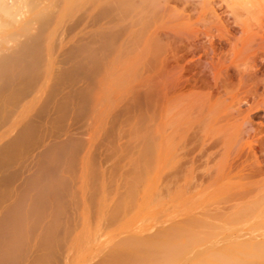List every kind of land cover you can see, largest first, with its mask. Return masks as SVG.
Wrapping results in <instances>:
<instances>
[{
    "label": "rangeland",
    "instance_id": "1",
    "mask_svg": "<svg viewBox=\"0 0 264 264\" xmlns=\"http://www.w3.org/2000/svg\"><path fill=\"white\" fill-rule=\"evenodd\" d=\"M49 1L48 2L51 5H54V4L58 5V8L53 7L49 4V7L46 10H41V9L40 10L43 13L47 12L48 17H49L48 23H47L48 24L47 31H46L45 36L43 35L44 39H45L44 41H46V40L48 41V39H49L48 42L53 43V44L50 45L49 43L48 44L46 43V45H44L45 43L42 42V45H41L42 48L39 46V57L42 59L39 58V60L37 62L43 63V66L45 68H44V72L39 77L40 78L39 83L41 82V84H39L40 86L38 85L35 88H33L31 90L32 92L30 91L32 94L27 93L31 97V98L30 97L28 98V99H30V108H28L27 112L25 113V116L23 117V121L25 119H27L29 116H30L29 118H31V115L34 114L33 111L35 110V108H38L39 106H41V103L43 104L46 101V99L49 98L51 93L54 95L52 90H53V88L57 87V85L54 84L55 85L54 86V85H52L51 82L58 80V78H59L58 74L56 73V69L58 67L59 68L62 67L63 56L65 54L66 49L71 44H75L77 41L82 40L81 36H82V38L87 37V33H89L90 30L91 31L96 30L93 28V26H92V29L90 27L91 26L90 23L92 22V21L90 22V20H91V18H93V16H97V17H96V19H93L94 22H92L96 25H94V24H92V25L97 26V23H100V24L98 27H95L97 29L99 28L98 30H96V32H92V33L90 32L91 36H94L92 38H94V39L96 38L98 41L100 36L103 35V34H101V32H102L101 30H103V32L105 30L109 31V32L113 31V34H115V36L112 34L113 37H111V36H109V35H111V33L109 34L107 32L108 36L111 37V39H113L114 37L116 39L118 38L117 40L114 38L115 39V40L113 39L114 41L111 40L110 38H108L106 41H104L107 43H104L102 46L100 45L101 49H99L100 47L96 48V49H99L98 51H101V53L103 54V56H101L102 54L100 52H98L101 54L100 55L101 61L98 60L99 61L98 64H100L103 61L102 63H106L105 66L109 65V67L107 66L108 67L107 69H110L109 71L103 69V71H106V72L108 71L107 73L105 72L106 75L99 74V71H101L99 69L101 67H103V64H101L102 66L100 65L101 67L99 69L97 68L98 70H97L95 77H89L93 81L90 80L89 78H87V79L85 78L86 79V81H85L83 78L81 85L83 84L82 86L83 87L85 86L84 89H86V90H84L82 88V90L85 92H83V93L80 92L78 95L75 94L74 92H72V90H69L68 87H65L67 85L64 86L65 87L64 89H66V91L62 87H61L62 89H60V86H62L61 84L58 87L60 90H63V91H60V92L58 91V93L55 95H59V93H60V96H63V95H65L64 94V91H65V93L68 94L67 95L68 97H66V99H69V100H67L68 101L67 104L71 103L72 106H74V109L71 106V104L68 105V106H70V109L64 103H63L64 106L60 105V103H57L56 105L53 106V108L55 110L59 111L61 109V111H60L61 115L63 116V114H65V116H67L66 118L64 117L66 119V121H64L65 119L60 114H57L58 116L57 115L55 116V112L52 115H49L51 118L49 116L45 117V120L48 122L46 124H43L44 126L43 125L42 126L45 127L47 131L44 130L45 128L40 131V133L43 131L44 132L41 134L39 133L40 139H37L38 145L36 143L35 145H33L34 147H31L32 149L34 148L33 150H31V148L29 147L28 151H27V149H24V151H22L20 154L16 153L14 155V157H12V163H15V168L19 169V168L23 167L22 170H24V171L21 170L22 171L21 173H23V172L26 173L30 167H32L33 165L36 164L35 159L38 157H35L36 156L35 154H36V152H38L39 150L42 149V145H43L42 143L47 144V143H50L53 141L60 142L63 138H65V136H62L61 138L58 137V136L62 135L61 130L63 129L64 126H65V128H64L65 132L64 133H66V130L69 129L67 132L80 131V132L87 134L84 138L87 139V141L88 140L89 141L85 145V149L83 151L85 153L82 155L83 159L80 158L81 160L79 161L78 172L79 171L80 172L79 173L76 172V174L79 175V177H80V178H78L79 179L78 185L80 187V190H79V192H77L76 190L75 191L78 194L82 193L80 195L82 203L80 202L81 201L80 200L79 201L80 205L78 207H77V205L74 204L75 202L72 204L73 206L70 205V207H72L71 208L72 215H71L70 219H67V214H66V212L69 211L70 207H68L66 210L65 205L58 204V205H60L61 210L60 211L57 210V212H62V210H63L64 213L63 212L61 213V215H60L61 218H59L58 221H51L52 224H55L54 222H57L56 224H58V226H60L61 224H62V226H64V224L67 225V227H66L67 233H68V230L71 231V229H72V234H71V232H69L70 235H72V236L70 237V240L68 237V240H69L68 247L63 251V254H62L63 259L61 257L59 260V263L63 262V264H88V263L89 264H127V263H129V264H135V263L136 264H264V210H263L264 209V203L261 204L260 207H256V208H255V204H252V203H255L257 201V203H256L257 206L260 205V203H262V201H260L261 197H262V200L264 201V172H263L264 171V158H262L261 154H257V158L259 161H261V164L260 165H254L255 161L252 158H247L249 160L246 161L245 156L241 157V159L238 158V160L236 157L233 156L234 157L233 158L232 156H230V154H229L230 149L228 147L224 146L226 144L221 142L215 133H213L215 135H212V132H211L214 130V127L217 128V127H221L222 125L225 126L226 121L224 119H222V121H220L221 119H216L219 122V123L217 122L219 124L218 125L215 123L216 120H214V121L211 120L208 122V124L207 123L205 124L206 129L204 128L202 131L201 130L202 128L199 127L198 124H196V122H195V116H194L193 112L191 111V106H190L196 102L199 104H203L202 108L206 110V111L204 110L205 115L206 116H214L215 114L212 115V113L215 112L216 105L220 104L221 102H222L221 104H226L228 102V100L225 99V98H228L227 94L233 93V87L235 86V85H233V83L235 81L233 79V77L237 78L235 76L239 75L236 73H238L240 71V73H242V74H241V76L239 75V78L240 77L241 78L240 79L237 78V80H239V82H240V80L243 81L242 83H244V85H246L245 83L247 82V85H248L249 78L245 77V76H247L246 71L250 70L249 66L253 64V62L251 61V60H253L252 58L254 57V60H256L259 57L256 55H259L260 53L262 55L264 54V53H262V52H264V37H263L262 33L259 34V32H261L262 28L264 27V23L262 24V22H264L263 21L264 20V0L262 3L263 7H262V4H260L259 6L253 5V4L252 5L247 4V6H246L247 8H244L245 6L237 8L236 6L231 5L232 3L230 0H209L210 2H208V0H204V1L203 0H159V2L161 1L160 4H163L162 6H163L164 11L162 10V12H164V14L160 10L161 15L158 13L159 14L158 17L161 20L160 22L162 24L165 23V25L160 26L162 24H160V25L156 24V21L154 19L155 16L154 17L152 16L153 14H151L150 16L149 15L147 16L148 18L150 17L151 19H153L152 21L150 18L148 21L147 20L148 18L146 17L145 22H147L148 24L150 23L149 24L150 25L149 30L148 29H147L148 31L146 30V34L148 33L147 37L151 38V43L149 42L151 45L144 52L145 57L143 56V59H141L138 62L139 64L137 63V65L134 66L135 68L132 67L130 64V61H129L130 60L129 59L130 54L128 55V53H125L124 51H127L129 49V47H130L129 45H132V44H133V46L135 45L134 40H132V39L135 36V33H134L135 30L139 29L138 25H140V24L136 25V24H134V22L132 23L133 20L129 19L130 17L127 18V16H126V18H124V20H126V22L122 19V16H121V20H123V22H121V20L118 22H115V21L119 20L115 17L117 16L116 12L118 14V11L120 8V7H118L119 3L121 4V1L124 2L123 0H121V1L118 0V2L116 0H114V1L110 0L111 3L108 0L109 4L107 3V1L104 2V6L102 5L104 7V11L102 10V12H103L102 15L100 14V8L102 7L100 3H96L94 5L95 7L93 8V11L91 9H89L88 12H84V11H82L81 13L78 12L77 13L78 15H80V16L83 15L84 17H86L85 19L81 20L83 22V24H81L80 21L78 20V18L80 16L79 17L74 16L73 18H68L67 16H65V15H67L68 12L63 9L64 2L62 0H60L58 3L56 2V0L55 1L49 0ZM113 2H115L116 5L118 3V5H117L118 11L117 10H116V12L113 11V13H115V14H111L113 16H107V15H110V12H112V10H115V8H116V7L114 8L115 4L112 5ZM46 4H48L47 1H46ZM107 5H109V6H107ZM111 5L113 7H110ZM248 5H249V7H248ZM162 6H161V8H162ZM232 6H234V7L231 8ZM250 6H252V7H250ZM96 7H97V9H96ZM103 7H102V9H103ZM106 7H108V8L110 7L109 9L110 10L112 9V10L110 11L107 8V11L108 10L109 11L106 12L105 11ZM90 10L93 13V14L91 13V16L89 15ZM122 11H123V9H122ZM232 11L233 12L235 11V12L232 13ZM32 12L35 13L34 10ZM122 14H124V13H122ZM114 15H115V17H114ZM83 16L80 18L81 19L84 18ZM160 16L161 17L164 16L163 18H165V16H166L165 20L167 22L168 21H170V22H168L166 24V22H164V19H162ZM34 17H36V15L33 16V18ZM119 17H120V15L118 14V18ZM156 17H157V15H156ZM158 17L156 18L157 23L159 22ZM210 17H212V19L215 17V19L212 20ZM36 18H37V25L36 26H38V25L40 26V23L42 22L43 17L39 16ZM114 18H115V20L113 21ZM217 18H219V19L223 18V19L218 20ZM226 18H228L229 20L228 19L226 20ZM235 19L239 20L238 23L240 22L239 24H241V25L243 24L242 26L246 25V28L243 27L244 32L246 31V34L244 35V40L240 42L241 44L240 43L237 44V46H239V48L236 46L234 48V50L229 51L230 54L231 53L233 54L232 58L227 53L226 56L230 57L229 60L227 57H225V59L224 58L218 59L223 54V53H221L220 50H223L222 52L227 51V47L225 49L222 47L223 44L220 45V43H219L220 42L219 40L225 39L224 38V36H226L225 29L227 27L229 29V26H231L230 29L240 28L242 30L241 25L239 26V24L237 22L235 24V21H236ZM140 20H141V25L139 27H141L142 25L144 26L145 24L144 23L142 24L144 18H143V20H142V18ZM223 20H224L225 24L224 23L222 24ZM232 20H235V21H232ZM217 21H218V23H217ZM242 21L243 22L245 21V22L243 23ZM153 22H154V24H153ZM104 23H105V25H104ZM117 23L119 26L122 27V28L119 27V28H121L119 31H117L118 28L115 25ZM228 23H229V26H227ZM233 23H234V25H233ZM60 24H61V26H60ZM69 24H70V26L72 24H74L71 26L73 30H71V27H69ZM127 24H129V25H127ZM132 24H134L136 26L133 25V27H132L131 26ZM76 25H79V26L77 28H75ZM235 25H236V27H235ZM73 26H75V27H73ZM124 26H129V27H126L127 28L126 29V28H123ZM232 26H234V27H232ZM259 26H261V27H259ZM63 27H66V28H63ZM108 27L110 30L107 29ZM145 27L147 28V26H144V28L141 27L140 29H143L142 31L144 32ZM61 28H63V29H61ZM104 28H106V29H104ZM257 28H258V30H257ZM260 28H261V30H260ZM252 29H255V30H253V33H252ZM106 31L104 32L105 35H106ZM97 32L100 33L101 35L99 36L97 34ZM93 33H95V34H93ZM133 33H134V36H133ZM200 33H202V34H200ZM146 34L144 33L145 36H146ZM223 34H224V36H223ZM255 34H256V37L254 36ZM261 34H262V36H261ZM97 35H98V37H97ZM151 35H152V37H151ZM210 35L213 37H214V35H215V37H216V35H218V37L222 36L223 38L220 39V37H219V39L216 40L217 37L213 38ZM249 35H252V36H249ZM201 36L204 38V40L201 39ZM210 37H211V39H210ZM249 37L251 39L253 37L254 41H257V43L256 42L251 43L250 40H247V39H249ZM150 38H149V41H150ZM205 38L207 40H205ZM212 38L214 40L218 41L219 44L216 42L217 45L215 46V43H214L215 41ZM21 39H22L21 37H20V39L17 37L16 40L18 41ZM94 39H92V41ZM100 39L102 40V38H100ZM259 39H260V41H259ZM109 40L111 41V43ZM210 40L212 41V43ZM108 41L110 44H108ZM115 41H117V42H115ZM247 41H249L251 43L250 46H249V42L247 43ZM13 42H15V44H12ZM128 42L131 44H129ZM243 42H245V43H243ZM16 44H17V42L15 40L12 41L11 43H8V44H6V43L4 44L3 42H0V45L3 48V49H1V47H0V49L2 50L1 52H3V54H5V52H6V54H8V53L10 54L11 48L9 49V45L14 48V47H16ZM244 44H246V45L248 44L247 45L248 48H245ZM12 45H14V46H12ZM43 45H44V47H43ZM104 46H105V48H104ZM219 46H221V47H219ZM51 47L52 48L54 47L55 49H52ZM126 47L128 49L123 51V49ZM218 47H219V49H218ZM93 48L95 50V47H93ZM242 48H243V50H242ZM216 49H218V50H216ZM237 49H238V51H237ZM235 50H236V52H235ZM104 51H106V53ZM41 52H43L42 55L40 54ZM216 52H218V54H217L218 58L216 57ZM123 54H125V56ZM261 54H260V56H261ZM114 57H117V58H114ZM215 57H216L217 61L215 60ZM218 61H220V62H218ZM249 63H251V64H249ZM128 65L131 66V68L133 69V70H131V73L129 71L130 68L128 67ZM125 66L128 68V69H126L127 71L124 69V68H126ZM95 67H97V66H95ZM123 69L125 70V73H127V75H125V73H123V71H124ZM243 69H244V72L242 71ZM103 71H102V73H104ZM118 71H119V73H118ZM120 72L123 73V79H121V81H120V83L122 82L121 83L122 86L119 87L116 79L113 76L117 75V73H118V75H121ZM226 74L228 75V77L230 76V74H231V76L233 75L232 78H231V76L229 77L230 79H232L233 82L230 81V79L228 77H226L227 76ZM118 75H117V77H118ZM242 75H244L243 78H242ZM53 77H54V79L55 78L56 79L53 80ZM105 77L107 78V80L105 79ZM244 77L246 78V81H245ZM119 78H121V77H119ZM104 79H105V81L101 83V84L104 83L103 85H101V87H103L102 88L103 91H102V89L100 90V88H98L100 82H99V84L96 85L95 83H97V82H94V81H103ZM87 80H89L90 82L89 81L87 82ZM108 80H110V81H108ZM112 80H114V81H112ZM123 80L125 82H123ZM227 80L232 84V86H231V84L229 85V82ZM237 80H236V83H234V84H236L235 87L238 86ZM83 81H85V82H83ZM111 82L115 83L118 87L115 84H114V86L111 85L112 84ZM54 83H57V81H55ZM91 83L95 87H93ZM86 84L88 86L91 85V87L93 89H90V87H88V89L91 90V91L90 90L88 91V89L86 88V86H87ZM242 85L243 84H240V86H242ZM154 87L156 90L154 89ZM242 88H244V87H242ZM121 89H122L123 93L121 92ZM227 89H231V90L228 91ZM104 90H106V91L104 92ZM245 90H246V88L244 89V91ZM34 91H36V93ZM86 92H88L89 95L92 93V95H90L92 99H90L89 96H88L89 99H87L86 96L88 94H86ZM93 92H95V93H93ZM97 92H98V94H97ZM158 93L160 94V96H162V98L158 97V99L153 102L152 99H150V94H158ZM245 93L246 92H244V93L242 92V94H245ZM0 94H2V93H0ZM105 94H106V97H105ZM60 96H57V97H60ZM103 97H105L106 99ZM110 97L112 98L111 100H109ZM86 100L87 101H89V100L93 101L94 100L93 102L95 103V111H94L95 113L92 112V113L88 114L90 116L84 115V113L82 112L85 110L84 106L87 103ZM112 100H113V102H111V103H113V104L109 103V101H112ZM169 103H170V105H169ZM65 106H67L68 109ZM109 106H111V108ZM184 106L188 107L189 109L185 107L187 114H185L186 117L185 116L182 117L183 120L181 118V120H180L181 125L179 124L180 125L179 129L177 130V128H174V129H176V131H179V134H178L179 136H178L176 134L177 132H175L172 128L167 126V122H168L167 120H168V117L177 113V111H176L177 109L179 111V110L183 109ZM6 107H8V106H6ZM63 107H65V108H63ZM79 107L80 108L83 107L82 108L83 110L79 109V110H81V113H83V114H79L80 111L76 109ZM100 108H102V109H100ZM150 108L153 111H155L156 114L154 117V119H155L154 125H153V120L149 121L148 125L150 124V126L151 125L154 126L153 127L154 131H156L155 134L160 135L161 137H162V135H165L164 136L165 138L171 140V143L169 145V149L167 148L166 142H165V145H162L164 143L161 142L162 144L159 147L157 146L156 150L153 151L152 156H154V153L157 154L156 157L155 156L153 157L155 160V163H156V158L158 161L155 164L153 162V160H150L149 163L151 164V162H153L154 164H152V166L155 165V167H152L155 170L151 169V172H150L149 166H147V164H149V163L148 162L146 163L145 161H147V160L149 161V159H152V158H151V156H148L150 158H146V157H143V155H140L139 149L141 151V149L144 147L143 146L144 141L142 140V137H140V135H139L140 133L137 132V131H140V130H138V127H139V124L142 122V120L145 121V124H146L148 121V119H146V118L151 114V113L149 114V112H153V111H151ZM224 108L226 109V107H224ZM224 108H223V110H225ZM172 109L175 113L172 111ZM99 110H101V112L103 111L101 113L102 117H98L97 113ZM62 111H64V112H62ZM114 111H115V113H114ZM223 114L224 113H221L220 116H222ZM82 115H83V117H81ZM187 116H188V118H187ZM58 117H60V118H58ZM61 117H62V119H61ZM87 117H89V118H87ZM49 118H50V120H47ZM156 118L158 119V125L159 126L158 125L155 126V123L157 122ZM184 118H186V119H184ZM59 119H61V123L63 121L65 123V124L60 123L62 126L64 125L63 127L61 126L62 129L59 126L60 125L59 122L57 124H55L57 122V120H59ZM257 120H258V118L255 119L256 123H257ZM23 121H22V119L20 121H14V123L11 124L10 127L8 128V130L6 131L7 134L5 137L10 138L13 135H15L17 133L18 129L20 128V126L22 125L21 123ZM187 122H189V123H187ZM49 123L51 124L50 126H49ZM185 123H187V125ZM48 126H49V128H48ZM54 126L60 127L59 129H61V130H58V127L55 128ZM52 127H54L55 129ZM162 128L165 129L164 132H163ZM112 130H113V133H111ZM166 130H168V132H165ZM173 131L177 135L176 138L173 137L175 135L173 133ZM254 131L255 130H251V131L248 130V132L250 134H254L256 132V131L255 132ZM170 132H171V135L173 134L172 137L170 136ZM0 135H1V133H0ZM111 135H113V136H111ZM55 137H56V140L53 139ZM164 137H162V138H164ZM106 140H107V142H106ZM172 140H173V142H172ZM174 142H176V144ZM115 143L117 146L115 145ZM140 144H142V145L140 146ZM137 146H139V148ZM225 147H226V149H228V151H224ZM131 149H133L137 155H135V153H133V156L131 155V158H130L129 154H132V152L130 153V151H132ZM29 150H30V152H29ZM31 151H32V153H31ZM128 151H129V154H128ZM114 153H115V155L113 157ZM167 154H168V156H167ZM84 155H86V157ZM110 157H112L114 160L116 158L114 163H113L112 158H110ZM159 157H160V159H158ZM236 161H239L241 164L239 162L236 163ZM110 162H112V164ZM168 162H169V164H168ZM87 163L89 164V166ZM113 164L115 165V167ZM116 164H117V166H116ZM141 165H142V167H141ZM218 165H221L222 167L224 166V168H222L221 176L213 177L212 170L215 171V168H217ZM261 165L263 167V170L257 168V166L259 167ZM118 166H120V167H118ZM136 166H138V167H136ZM88 167L90 168L89 170H87ZM145 167H148L149 169H146ZM114 168H116V169H114ZM257 169H259V170H257ZM90 170H91V173H90ZM260 170H261V172H259ZM2 171L3 170L0 168V176L2 174ZM70 171H67V172L71 173L70 175L74 179H71L70 176H68L69 174L66 171H64V172L67 174H65L64 172L62 173V171H61L60 175L67 177V181H69L71 183L70 186L72 187V185L74 184L73 181H75L77 179V177L75 179V176H72L75 173L72 172V169ZM231 171H233V172H231ZM93 172L95 173L94 174L95 177L92 176ZM252 172L255 174L256 178L253 176L254 174L251 175ZM87 173L88 174L90 173L91 175L90 174L88 175ZM125 174H127V175H125ZM85 175H87V176H85ZM118 175H119V177H118ZM141 175L143 177H141ZM138 176L140 179L138 178ZM88 177H89V179H88ZM209 177H210V179L211 178L212 179L209 180ZM20 178L18 180H20ZM117 178H118V180H117ZM150 178H151V181H150ZM88 180H90V181H88ZM215 181H217V182H215ZM95 183H98V184L100 183L99 185H101V190L102 191L105 190V191H103L104 193H102V191L101 192L99 191L101 194V196H100V194H98V197H99L98 199L100 201L99 203L103 204V205H100L98 203L97 209H95L96 206H94V207L92 206L93 200H95V198H94V192L96 191L95 188H97V187H95V185H98ZM108 183L111 186H113V185H116V186L119 185L120 186V184H121V187L118 186L119 187L118 188V187L114 186L113 190L115 187L118 189H116L117 191H115V190L113 191V190H111L112 187L111 186L109 187ZM130 183L132 184L133 190H134L133 191L134 193H132V194H134V196L131 194V196L133 197V198L132 197L131 198H132V201L136 200V202L133 204L134 206L130 205L131 206L130 209H132V210H128V211L130 213H132L136 209V211L138 212L137 215L134 212L136 217L133 215V213L130 215V213L127 211L129 214V215H127V213L124 212L125 208H123V207H126V205H124L122 207L123 211L121 210V212H124L125 216H123L124 215L123 213H122L123 215L121 213L118 214L120 212L119 207H121L119 205H121V202H122L121 197H123L121 194L124 195L126 193L125 190L127 191L128 186H130V188H131ZM105 184L108 186H105ZM138 184H140V186H138ZM228 184H229V186L227 187ZM75 185H77V182ZM10 186L12 187L14 185H10ZM84 186L86 189L84 188ZM137 186H138V188H137ZM6 187L8 188V186H6ZM6 187H4L2 184H0V191L4 192L6 190ZM73 187H75V186H73ZM8 189H10V188H8ZM84 189H85V191H84ZM108 189L111 191H109ZM138 189H139V191H138ZM13 190L15 191V189H13ZM216 190H218V191H216ZM6 191H8V190H6ZM12 191L9 190V192H12ZM73 191H74L73 188H71V191L69 194L70 196L68 197L69 199H73V198L75 199V198L79 197L78 194H77L78 197H76V196L73 197L74 196ZM88 191H90V192H88ZM147 191L148 192L150 191V193H148ZM239 192H240V194H239ZM4 193H6V192H4ZM110 193H111V195H110ZM10 194L11 193L8 194V198L10 197L9 196ZM147 194L151 200L149 198H146V199L143 198V197H146ZM238 194H239V196H237ZM107 195H108V197H107ZM109 196H110V199H109ZM152 196L155 197L156 199L153 198ZM3 197L5 198L6 196H3ZM151 197L155 200H153ZM232 197L234 199L231 200L230 198H232ZM257 197H260V198H257ZM142 198L144 201H147V202H145V204H144V201L141 202ZM189 198H192V199L195 198V199L194 200L191 199L192 201L190 200L188 204L186 203L187 206L184 205V201L187 200L186 202H188ZM197 198H200V200ZM227 198L230 200H228ZM255 198H256V200H255ZM91 199H92V201H90ZM75 200H77V199H75ZM113 200H114V202H113ZM159 200H162V201H159ZM181 200H183V203ZM104 201H107V202L105 203ZM167 201H168V203H167ZM72 202H73V200H72ZM162 202H164V203H162ZM114 203H115V205H114ZM136 203H138V204H136ZM141 203H143V204H141ZM135 204L137 205V207ZM150 204H151V207H150ZM189 204H191V206ZM230 204L234 205L232 207L233 209H231L230 206H232V205H230ZM62 205H63V207H62ZM139 205H140V208L143 207V211H141L140 208L138 209L141 212V214H139L140 212L137 210ZM142 205H144L145 207ZM168 205H171V206H168ZM182 205H184L185 207L183 206V208H182ZM155 206H156V208H155ZM110 207H111V210H110ZM112 207L115 210L119 209L118 210L119 212L117 211L118 212L117 214L120 215V219H119V216H118V218L116 217V219L121 220V218L123 216L122 223L118 224L117 221L114 219V216H116L117 214L114 215L115 210H113ZM146 207H147V210L144 209ZM148 207H150V208H148ZM167 207L169 208V210ZM79 208H81L80 212H79ZM154 208H155V210L157 208L158 209L155 211ZM58 209H59V207H58ZM164 209L165 210L167 209L169 212L168 211H166V212L170 213V215L167 214L165 211L163 212ZM207 210H209L208 216L206 214ZM251 210H252V212H251ZM253 210L255 212H253ZM158 211L161 215H158L159 213H156ZM175 211H177V212H175ZM149 212H151L152 214ZM162 212L164 214L166 213L165 216H163ZM112 213H113V215H112ZM145 213H147V215H145V216H147L148 219L151 216V220H149L150 222H148V219L144 217ZM214 213H216V215H214ZM248 213H249V217H252L250 220H248ZM104 214H106V215L104 216ZM153 214H157L158 216L156 217V215L154 216ZM205 214H206V216H205ZM246 214H247V217H246ZM132 215H133V218H132ZM140 215L141 216L143 215V216L141 217ZM152 215H153V217H152ZM171 215H173V217ZM218 215L221 218L217 219V217H219ZM74 216H75V219H74ZM91 216H93L92 219L90 218ZM130 216H131V218H130ZM229 216L230 217L232 216L233 217V218L231 217L232 219H234L235 216L236 217L239 216L241 222L238 221L237 223H233L234 221L232 220L233 222L230 223L229 220H231V218ZM82 217H83V219H82ZM87 217H89L91 219L90 220L91 222L89 220H86V219H89ZM94 217H95V221L93 220ZM77 218L79 219V221ZM192 218H194L195 220L201 218V220L203 219V221H207L209 223L206 222V224H204V222L200 223L199 220H196L195 221V223L197 224L196 225L193 222L194 220H192ZM209 218H210V220H212L211 222H210ZM127 219H129V220L127 221ZM59 220H60V222H59ZM188 220H189V222L191 220V222L190 223L187 222ZM125 221H127V222H125ZM129 221H130V223H129ZM224 221L229 222V224H227L228 226L225 225L226 223ZM63 222H64V224H63ZM70 222L72 224H70ZM114 222H116V223H114ZM124 222L126 223V226L124 225L125 224ZM192 222L194 223V225L191 224ZM212 222L216 223L217 226L215 224H211ZM137 223L138 224L140 223L139 224L140 226ZM199 223L201 225H199ZM89 224H91V225H89ZM236 224H237V226H236ZM70 225H72L73 227ZM105 225H106V227H107V225H114V226H112V228L116 227V225H118V226L115 229H112L110 226H109L110 229L108 227H107L108 229H106V228L104 229ZM137 225H138L139 230L137 229ZM213 225H215V226H213ZM62 226H60V227H62ZM167 227H169V228H167ZM172 227H174V228L177 227L178 230H175L174 228L172 229ZM169 229H171V230H169ZM140 230H142V231L140 232ZM172 230H173V232H171ZM174 230H175V232H174ZM179 230H180V232H179ZM223 230H225V231H223ZM134 231H136V232H134ZM162 231L165 234H163ZM176 231H178V232H176ZM123 232L126 233L127 237L129 234L130 239H131V237H134L136 235L135 238H137V240L139 239L138 243H140V245L138 244L140 246L138 248H140L139 250H141L142 252H146L145 255H144V253H141V251H140V255H139V253H137V251H136V248H135V250L131 249L133 247H137V243H136V246L132 245L133 247H129L130 244H128V243L131 240H129V238H128V241H126L127 238ZM60 233H62V231ZM166 233L167 234L169 233L168 235L171 237L169 242L167 241V240H169V238L166 239L167 237L164 236V235H166ZM171 233H174L175 235H173V236H175V237L171 236ZM184 233H186V234H184ZM133 234H135V235H133ZM149 234L150 235L154 234L157 236L161 235L159 242L164 243V244L160 243L162 247L157 246V245H159V243L156 244L158 242L159 236L158 237L153 236V238L155 237L153 239L152 237L149 236ZM176 234H180V235H178L176 237ZM188 234H190L189 237H188ZM200 234H202L203 236ZM207 234L211 238H209L207 236ZM124 236H125L126 240L124 239ZM138 236L142 237V238H138ZM227 236H229V237H227ZM148 237L151 238V239H149L150 242L148 240ZM190 237L193 239H191ZM120 238H123V239H120ZM172 238H173V240H172ZM56 239H58V238H56ZM56 239H55V243H56V241H58ZM71 239H72V242H70ZM120 240L122 242H123V240L126 242L124 244L119 242V244H121V245H118L119 247L121 246L119 248L118 246H116L115 243H117ZM191 240H193V241H191ZM103 241H104L105 246L104 245L102 246ZM132 241H131V244L133 243ZM135 242H136V240H135ZM55 243L53 241L49 243V245H48L49 247L47 249H49V248L50 249H49V252H48V250H47V252L45 251L47 255H46V258L44 259L42 264H47L48 260H50V259H51L50 260L51 262L49 261L48 263L54 264V260L56 261L58 259L57 256L55 257V255L57 253V252H55L56 251V248H55L56 246H54ZM151 243L155 245V246L152 245V246H154L153 247L154 249H160L162 253L160 252V250L156 252L155 250L153 251V249L151 250V248H150L151 254L150 253H148V254H150L151 256L148 255L149 257L147 258V251L146 250H148V252L150 251L149 248L147 249V247ZM177 243L179 245L175 246V244H177ZM75 244H78V247H80V248L74 247V246H76ZM114 244H115V246H113ZM166 244H168L169 247H167L168 245L166 246ZM69 245L70 246L73 245V247H70ZM98 245H99V247H98ZM126 245L127 246L129 245L128 246L129 248L126 247ZM180 245H183V246L181 247ZM163 246L165 248L167 247V250L164 249ZM171 246H172V248H171ZM104 247H106V248H104ZM156 247H158V248H156ZM182 248H184V250H186V248H187V250H189V251H186L185 252L186 254L184 253L183 255H179L181 253L178 254V252L183 251ZM75 249H76V251L79 249L77 251V253H75ZM114 249L115 250L117 249L118 251L116 250L117 251L116 252ZM162 249L165 250V253H163L164 250H162ZM179 249L180 250L182 249V250L180 251ZM100 250H101V252H100ZM130 250L131 251L134 250L132 252L134 254H132ZM139 250H138V252H139ZM171 250L174 251V252L172 251L174 254H170V253H172ZM190 250H197V251L200 250V251L197 253L198 255L195 254V255H197V256H195L193 253H196L197 251L196 252H194V251L190 252ZM202 250L204 251V253ZM97 251H99V252H97ZM112 251H114V252H112ZM167 251L169 253H167ZM50 252H51L52 258H50ZM130 253H131V255H130ZM53 255H54V257H53ZM111 255H114V256H111ZM176 255L177 256L179 255V257H177ZM81 256H82V258H80ZM163 256H165V257H163ZM110 257H112V258L110 259ZM134 257H135V259H134ZM53 258H54V260H53ZM131 258H133V259H131ZM66 259L69 261H66ZM115 259H117V260H115ZM102 260H103V262H102ZM59 263H57V264H59Z\"/></svg>",
    "mask_w": 264,
    "mask_h": 264
},
{
    "label": "bare ground",
    "instance_id": "2",
    "mask_svg": "<svg viewBox=\"0 0 264 264\" xmlns=\"http://www.w3.org/2000/svg\"><path fill=\"white\" fill-rule=\"evenodd\" d=\"M45 1V2H44ZM46 1H47V3L48 4H46ZM49 0H0V42H3L4 44L6 43V44H8V43H11L12 41H16L17 42V44H16V47H11L10 45H9V49L11 48V50H10V54L8 53V54H6V52H5V54H3V52H1L2 50L1 49H3L2 47H1V45H0V47H1V49H0V52L2 53H0V93H2V94H0V133H1V135H0V168L3 170L2 171V174H1V176H0V184H2L4 187H6V186H8V188H10V189H8L7 187H6V190H8V191H4V192H6V193H4L3 191L1 192L0 191V264H42L43 263V261H44V259L46 258V252H47V250H48V252H49V249H47L49 246V243L50 242H54L55 243V239L56 238H58V239H56V240H58V241H56V243H55V245L54 246H56L55 248H56V251L55 252H57L56 253V255H55V257L57 256V260L55 261L54 260V258H53V260H54V264H57V263H59V260H60V258L62 257V254H63V251L68 247V242H69V240H70V237L72 236V235H70V233L69 232H71V234H72V229H71V231L70 230H68V233H67V225H65L64 224V222H63V224H64V226H62V224L60 225V226H62V227H60V226H58V224H56L57 222H54L55 224H52L51 223V221H58V219L59 218H61V213L63 212L64 213V211L62 210V212H57V210L58 211H60L61 209H60V205H58V204H63V205H65L66 206V210H67V208L68 207H70V205H72L74 202V204L75 205H77V207L80 205V203H79V201L81 200V198H80V195L82 194V193H80V194H78L77 192H79V190H80V187H79V185H78V178H80L79 177V175H77L76 174V172H78V169H79V161L81 160V159H83V157H82V155L85 153V152H83L84 151V149H85V145H86V143L89 141H87V139H85L84 137L87 135V134H85V133H83V132H80V131H70V132H67L69 129H67L66 130V133H64L65 132V130H64V128H65V126L63 127L61 124H63L64 123V121H66V117L67 116H65V114H63V116L61 115V109L58 111V110H55L54 108H53V106L54 105H56L57 103H60V105H63L64 106V104H66L67 106L69 105V104H71V103H68L67 104V100H69V99H66V97H68L67 95V93H65V91H66V89H64L65 87H68L69 88V90H72V92H74L75 94H79L80 92H85V91H83L82 90V88L84 89V87L81 85V82H82V80H83V78H84V80L86 81V79L87 78H89V77H95V75H96V73H97V70L102 66L101 64H103V67H101L99 70H101V71H99V74H102V75H106V73L110 70V69H107L108 67H109V65H107V66H105L106 65V63H100V64H98L99 63V61H101L100 59V55L102 54L101 53V51H98L99 49H101V46L104 44V43H107V42H104V41H106L108 38H110L111 39V37H113V35L115 36V34H113V31H106V35H105V31L103 32V30H101L100 32H101V34H103V35H101L100 33H98L97 32V34L100 36V38H102V40L99 38L98 39V41H97V39L95 38H92V37H94V36H91V34H90V32L92 33V32H96V30H98L97 28H95V27H98L99 26V24L100 23H97V26H94V25H96V24H94V23H92V22H94V20L93 19H96V17L97 16H93V18H91V20H90V24H91V29H92V26H93V28L94 29H96L95 31H91L90 30V32L89 33H87V37H83L82 38V36H81V39L82 40H79V41H77L75 44H71L67 49H66V51H65V54H64V56H63V62H62V67H58L57 69H56V73L58 74V76H59V78H58V80H55L54 79V77H53V80H55V81H57V83H54L55 81H53V82H51L52 83V85H57V87H55V88H53V93H54V95L51 93L50 94V96H49V98L48 99H46V101L42 104L41 102V106H39L38 108H35V110L33 111V113L34 114H32L31 115V118H29L28 116V118L27 119H25L24 121H23V117L25 116V113L27 112V110H28V108H30V99H28L30 96H29V94L32 92L31 90L33 89V88H35L36 86H38L39 84H41V82L39 83V80H40V76L42 75V73L44 72V66H43V63H40V62H37L38 60H39V46L41 47V45H42V42L43 43H45L44 45H46V43L48 44L49 42V39H48V41L46 40V41H44L45 39H44V36H45V34H46V31H47V27H48V19H49V17H48V13L46 12V13H43L41 10H46L48 7H49V2H48ZM52 1H55V0H52ZM60 0H56V2L58 3ZM63 2H64V5H63V9L64 10H66L68 13H67V15H65V16H67L68 18H73L74 16L75 17H79L80 15H78L77 13L79 12V13H81L82 11H84V12H88V10L89 9H91L92 11H93V8L95 7L94 5L96 4V3H100L101 4V6L103 5L104 6V2H106L107 1V3H108V0H62ZM112 1V0H111ZM111 1L109 0V2L111 3ZM114 1V0H113ZM117 2H118V0H116ZM121 1V0H120ZM119 1V2H120ZM124 2H122L121 1V4L119 3V6L118 7H120L119 8V11H118V8H117V5H118V3H117V5H116V3L115 2H113L112 3V5L113 4H115V6H114V8H115V10H112V12H110V15H107V16H113V15H111V14H115V13H113V11L114 12H116V10L118 11V14L120 15V17L118 18V14H117V12H116V17H115V15H114V17L115 18H117V19H119V20H117V21H115V22H118V21H120L121 20V16H122V19L124 20V18H126V16H127V18L128 17H130L129 19H132L133 21H132V23L134 22V24H136V25H138V24H140L141 25V18H142V20H143V18H144V20H143V22H142V24L144 23L145 25L144 26H147V28L145 27V29H144V32L142 31L143 29H140L141 27L142 28H144V26L142 25L141 27H139L140 25H138V28L139 29H137V30H135V36H134V33H133V39L132 40H134V46H133V44L132 45H129V44H131V43H129L128 45L130 46L129 47V49L126 47V48H124L123 49V51L124 50H127V51H124L125 53H128V55L130 54V64H131V66L132 67H134V66H136L137 65V63L141 60V59H143V56H144V52L148 49V47L151 45L150 43H151V38H150V41H149V38L147 37V34H146V30L148 29L149 30V27H150V23L148 24L147 22H145L146 20V17L149 15H151V14H153L152 16L154 17H156V15H157V17L159 16V14L161 15V13H160V10H161V12H162V10H163V4H160L161 3V1L159 2V0H123ZM204 1V0H203ZM231 1V5H234V6H236L237 8L238 7H244V8H247L246 6H247V4H253V5H257V6H259L260 4H262L263 3V0H230ZM164 2V1H163ZM162 2V3H163ZM169 2V1H168ZM208 2H210L209 0H208ZM53 4V3H52ZM109 4V3H108ZM211 4V3H210ZM51 5V4H50ZM110 6V7H113V6ZM51 6H53V7H56V8H58V5H51ZM50 6V7H51ZM99 6V5H98ZM100 6V7H101ZM102 6V7H103ZM107 6H109V5H107ZM161 6H162V8H161ZM234 6H232L231 8H233ZM102 7L100 8V14L102 15L103 14V12H102V10L104 11V7H103V9H102ZM109 7V8H110ZM248 7H249V5H248ZM250 7H252V6H250ZM256 7V6H255ZM262 7H263V4H262ZM107 8L108 7H106L105 8V11L106 12H108L107 11ZM38 11H37V10ZM41 9V10H40ZM96 9H97V7H96ZM95 9V10H96ZM122 9H123V11H122ZM35 11V13L34 12H32V11ZM91 10H90V16H91ZM110 10V11H111ZM121 10V11H120ZM233 10V9H232ZM235 10V9H234ZM241 10V9H240ZM244 10V9H243ZM164 11V10H163ZM120 12V13H119ZM235 12V11H234ZM233 11H232V13H234ZM34 13V14H33ZM122 13H124V14H122ZM128 13V14H127ZM159 13V14H158ZM163 14H164V12H162ZM93 14V13H92ZM105 14V13H104ZM126 14V15H125ZM231 14V13H230ZM35 16L36 15V17H39V16H42L43 17V19H42V22L40 23V26L38 25V26H36L37 25V18L36 17H34L33 18V16ZM125 17H124V16ZM83 16V15H82ZM82 16H80V17H82ZM100 16V15H99ZM151 16V17H152ZM213 16V15H212ZM215 16V15H214ZM235 16V15H234ZM79 17V18H80ZM84 17V16H83ZM101 17V16H100ZM154 17V19H155V21H156V24H158V25H160V24H162L160 21V19H159V17H158V19H159V22L157 23V17L155 18ZM161 17V16H160ZM164 17V16H163ZM163 17H161L162 19H164V22H166V24L168 23V22H170V21H166L165 20V18H166V16H165V18H163ZM216 17V16H215ZM215 17L213 18V19H215ZM233 17V16H232ZM33 18V19H32ZM78 18V20L80 21V23L81 24H83V22L81 21V20H83V19H85L86 17H84V18H80L79 19ZM108 18V17H107ZM115 18L113 19V21L115 20ZM135 18V19H134ZM148 18V17H147ZM150 18V17H149ZM149 18L147 19L148 21H149ZM173 18V17H172ZM211 19H212V17H210ZM220 18V17H219ZM219 18H217L218 20H222L223 18H221V19H219ZM237 18V17H236ZM151 19V18H150ZM212 19V20H213ZM228 18H226V20H227ZM238 19V18H237ZM237 19H235V20H232V21H235V24H236V22L238 23V21L239 20H237ZM123 20H121V22H123ZM153 19H151V21H152ZM229 20V19H228ZM125 22H126V20H124ZM136 21V22H135ZM264 21V20H263ZM57 22V21H56ZM163 22V23H164ZM222 22V21H221ZM227 22V21H226ZM243 22V21H242ZM241 22V23H242ZM245 22V21H244ZM243 22V23H244ZM217 23H218V21H217ZM224 23V20H223V22H222V24ZM240 23V22H239ZM238 23V24H239ZM264 22H262V24H263ZM80 24V25H81ZM92 24H94V25H92ZM122 24V23H121ZM134 24H132L131 26L133 27V25ZM153 24H154V22H153ZM225 24V23H224ZM72 25H74V24H72ZM71 25V26H72ZM104 25H105V23H104ZM116 26H117V28H118V30L117 31H119L122 27L121 26H119L118 25V23L117 24H115ZM114 25V26H115ZM125 25V24H124ZM127 25H129V24H127ZM136 25H134V26H136ZM165 25V23L164 24H162V25H160V26H164ZM232 25V24H231ZM233 25H234V23H233ZM241 24H239V26H240ZM243 25V24H242ZM241 25V26H242ZM60 26H61V24H60ZM70 26V24H69V27H71ZM79 25H76V27L75 26H73V27H75V28H77ZM84 26V25H83ZM227 26H229V23L227 24ZM238 26V25H237ZM89 27V28H90ZM119 27H121V28H119ZM126 27H129V26H124L123 28H126ZM230 27L231 26H229V29H228V27L225 29V34H226V36H224V34H223V36H224V40L223 39H221V38H223L222 36L220 37V39L221 40H219L220 42V45H222V47L223 48H225L226 49V47H227V51L226 52H222L223 50H220L221 51V53H223L221 56H220V58H218V52H216V57L218 58V59H225V57H227L226 55H227V53L229 54V56L232 58V53L230 54L229 53V51H231V50H234V48L237 46V44H239L241 41H243L244 40V35L246 34V31L244 32V29H243V27H245L246 28V25L245 26H242V30L240 29V28H238V29H230ZM232 27H234V26H232ZM235 27H236V25H235ZM259 27H261V26H259ZM258 27V28H259ZM63 28H66V27H63ZM63 28H61V29H63ZM74 28V29H75ZM162 28V27H161ZM164 28V27H163ZM258 28H257V30H258ZM57 29V28H56ZM104 29H106V28H104ZM107 29H109V27L107 28ZM127 29V28H126ZM251 29V28H250ZM58 30V29H57ZM71 30H73L72 29V27H71ZM110 30V29H109ZM147 30V31H148ZM248 30V29H247ZM253 30H255V29H252V33H253ZM260 30H261V28H260ZM107 32L110 34L111 33V35H109V36H111V37H109L108 36V34H107ZM210 32V31H209ZM256 32V31H255ZM144 33L146 34V36L144 35ZM212 33V32H211ZM216 33V32H215ZM260 33H262L263 34V37H264V27L262 28V30H261V32H259V34ZM93 34H95V33H93ZM113 34V35H112ZM200 34H202V33H200ZM213 34V33H212ZM262 34H261V36H262ZM44 35V36H43ZM90 37H89V36ZM98 35H97V37H98ZM105 35V36H104ZM80 36V35H79ZM209 36V35H208ZM211 36V35H210ZM249 36H252V35H249ZM255 37H256V34L254 35ZM260 36V35H259ZM17 37L20 39V37L22 38L21 40H16L17 39ZM104 37V38H103ZM151 37H152V35H151ZM155 37V36H154ZM211 37H213V36H211ZM211 37H210V39H211ZM214 37H215V35H214ZM213 37V38H214ZM217 37V38H216ZM216 40L217 39H219V37H218V35H216ZM258 37V36H257ZM15 38V39H14ZM47 38V37H46ZM115 38V37H114ZM113 38V39H114ZM207 38V37H206ZM205 38V40H207ZM212 38V39H213ZM259 38V37H258ZM92 39H94L93 41H92ZM113 39H111V40H113ZM116 39V38H115ZM114 39V40H115ZM118 39V38H117ZM116 39V40H117ZM201 39H203L204 40V38L201 36ZM43 40V41H42ZM113 40V41H114ZM195 40V39H194ZM214 40V39H213ZM216 40H214L213 42L215 43V46L217 45V43H218V41H216ZM247 40H250L251 41V43H253V42H256L257 43V41H254V39H253V37H252V39L249 37V39H247ZM103 41V42H102ZM110 41V40H109ZM109 41H108V44H110L111 43V41H110V43H109ZM211 41V40H210ZM259 41H260V39H259ZM263 41V40H262ZM115 42H117V41H115ZM131 42V41H130ZM133 42V41H132ZM150 42V43H149ZM194 42V41H193ZM197 42V41H196ZM200 42V41H199ZM217 42V43H216ZM249 41H247V43H248ZM98 43V44H97ZM102 43V44H101ZM161 43V42H160ZM211 43H212V41H211ZM210 43V44H211ZM218 43V44H219ZM243 43H245V42H243ZM250 42H249V46H250V44H251ZM12 44H15V42H13ZM50 45L51 44H53V43H49ZM113 44V43H112ZM127 44V43H126ZM241 44V43H240ZM44 45H43V47H44ZM98 45V46H97ZM101 45V46H100ZM243 45V44H242ZM248 45V44H247ZM247 45L246 44H244V46H245V48H248L247 47ZM12 46H14V45H12ZM125 46V45H124ZM243 46V47H244ZM93 47H95V50H94V48ZM100 47V48H99ZM219 47H221V46H219ZM219 47H218V49H219ZM238 48H239V46H237ZM42 48V47H41ZM52 48V47H51ZM96 48H99V49H96ZM104 48H105V46H104ZM108 48V47H107ZM114 48V47H113ZM164 48V47H163ZM222 48V49H223ZM244 48V49H245ZM52 49H55L54 47L52 48ZM103 49V48H102ZM109 49V48H108ZM218 49H216V50H218ZM131 50V51H130ZM242 50H243V48H242ZM42 51V50H41ZM108 51V50H107ZM122 51V50H121ZM237 51H238V49H237ZM98 52H100V53H98ZM105 53H106V51H104ZM113 52V51H112ZM235 52H236V50H235ZM245 52V51H244ZM42 53L43 52H41L40 54L42 55ZM114 53V52H113ZM159 53V52H158ZM262 53H264V52H262ZM261 54V53H260ZM260 54L259 55H256V56H259L256 60H254V57L252 58L253 60H251L252 62H253V64L252 65H250L249 66V71H246V75L247 76H245V77H248L249 78V83H248V85H247V82L245 83L246 85H244V83H242L243 81H241L240 80V82H239V80H237V78H239V75L241 76V74L242 73H240V71L238 72V73H236V74H239L238 76H235V77H237V78H234L233 77V79L235 80L234 81V83H236V80L238 81V86L237 87H235L236 86V84H234L233 83V85H235L234 87H233V93L231 94V93H229V94H227V96H228V98H225V99H227L228 100V102L226 103V104H217L216 105V110H215V112L214 113H212V115L213 114H215L214 116H206L205 115V113H204V110L205 109H203L202 108V106H203V104H199V103H194V104H192V105H190L191 106V111L193 112V114H194V116H195V122H196V124H198V126L199 127H201L202 129V131H203V129L205 128V124L207 123L208 124V122L209 121H214V120H216V119H221L220 121H222V119H224L225 121H226V124H225V126L224 125H222L221 127H217V128H215L214 127V130L213 131H211L212 132V135H215L216 134V136L218 137V139L221 141V142H223L224 144H226V145H224V146H226V147H228L230 150H229V154H230V156H234V157H236L237 158V160H238V158H240L241 159V157H243V156H245L246 158H245V160L246 161H248L249 159H247V158H252L254 161H255V163H254V165H260L261 164V161H259L258 160V158H257V154H261V156H262V158H264V54L262 55L261 54V56H260ZM121 55V54H120ZM124 56H125V54H123ZM160 55V54H159ZM101 56H103V54L101 55ZM117 56V55H116ZM145 57V56H144ZM216 57H215V60H216ZM230 57H227L228 58V60L230 59ZM106 58V57H105ZM108 58V57H107ZM114 58H117V57H114ZM156 58V57H155ZM226 58V59H227ZM40 59H42V58H40ZM251 59V58H250ZM99 60V61H98ZM214 60V61H215ZM126 61V60H125ZM124 61V62H125ZM153 61V60H152ZM217 61V60H216ZM226 61V60H225ZM128 62V61H127ZM218 62H220V61H218ZM147 63V62H146ZM149 63V62H148ZM126 64V63H125ZM139 64V63H138ZM151 64V63H150ZM249 64H251V63H249ZM248 64V65H249ZM101 65V66H100ZM149 65V64H148ZM157 65V64H156ZM95 66H97V67H95ZM99 66V67H98ZM105 66V67H104ZM116 66V65H115ZM131 66H129L128 65V67L130 68L129 69V71H130V73H131V70H133L132 68H131ZM126 67V66H125ZM98 68V69H97ZM135 68V67H134ZM103 69H105V70H108L107 72L106 71H103ZM122 69V68H121ZM125 70L126 69H128L127 67L126 68H124ZM123 69V70H124ZM96 70V71H95ZM125 70L123 71V73H125ZM46 71V70H45ZM50 71V70H49ZM102 71L105 73H102ZM121 71V70H120ZM127 71V70H126ZM243 72H244V69L242 70ZM50 73V72H49ZM55 73V74H56ZM118 73H119V71H118ZM118 73H117V75H118ZM121 73V72H120ZM123 73H121V75H118V77H117V75H115V76H113L115 79H116V81H117V84L119 85V87L120 86H122V82L120 83V81H121V79H123ZM228 73V72H227ZM48 75V74H47ZM114 75V74H113ZM125 75H127V73H125ZM138 75V74H137ZM227 75V74H226ZM235 75V74H234ZM56 76V75H55ZM99 76V75H98ZM230 76H231V74H230ZM229 76V77H230ZM233 76V75H232ZM232 76H231V78H232ZM243 76L244 75H242V78H243ZM117 77V78H116ZM119 77H121V78H119ZM226 77H228V75L226 76ZM228 77V78H229ZM244 77V78H245ZM86 78V79H85ZM227 78V79H228ZM241 78V77H240ZM239 78V79H240ZM247 78V79H248ZM90 80H92L91 78H89ZM105 79L107 80V78L105 77ZM105 79L103 80V81H94V82H97V83H95L96 85L97 84H99V82H100V84H99V87L98 88H100V90L103 88V87H101V85H103V84H101L102 82H104L105 81ZM230 79V78H229ZM228 79V80H229ZM119 80V81H118ZM134 80V79H133ZM227 80V81H228ZM244 80V79H243ZM51 81V80H50ZM85 81H83V82H85ZM89 80H87V82H88ZM93 81V80H92ZM108 81H110V80H108ZM112 81H114V80H112ZM127 81V80H126ZM230 81H232V79H230ZM245 81H246V78H245ZM244 81V82H245ZM90 82V81H89ZM123 82H125L124 80H123ZM229 82V81H228ZM233 82V81H232ZM93 83V82H92ZM91 83V84H92ZM112 83V82H111ZM60 84L62 85V86H60ZM94 84V83H93ZM93 84H92V86H93ZM114 84L115 83H112L111 85H113L114 86ZM231 83L229 82V85H230ZM240 84H243L242 86H240ZM51 85V84H50ZM54 85V86H55ZM65 85H67V86H65ZM87 85V84H86ZM116 85V84H115ZM40 86V85H39ZM60 86V89H64L65 91H64V94L66 95H63V96H60V93H59V95H55V94H57L58 93V91L60 92V91H63V90H60L58 87ZM65 86V87H64ZM117 86V85H116ZM231 86H232V84H231ZM51 87V86H50ZM49 87V88H50ZM62 87V88H61ZM88 87H90V89H93L92 87H91V85H87L86 86V88L88 89ZM93 87H95V86H93ZM118 87V86H117ZM242 87H244V88H242ZM235 88V89H234ZM246 88V90L244 91V89ZM90 89H88V91L90 90ZM96 89V88H95ZM154 89H155V87H154ZM153 89V90H154ZM84 90H86V89H84ZM98 90V89H97ZM156 90V89H155ZM228 91L229 90H231V89H227ZM236 90V91H235ZM31 91V92H30ZM91 91V90H90ZM102 91H103V89H102ZM106 90H104V92H105ZM109 91V90H108ZM35 93H36V91H34ZM115 92V91H114ZM121 92L123 93V91H122V89H121ZM235 92V93H234ZM242 92L244 93V92H246L245 94H242ZM27 93H29V94H27ZM62 93V92H61ZM93 93H95V92H93ZM101 93V92H100ZM103 93V92H102ZM117 93V92H116ZM120 93V92H119ZM154 93V92H153ZM228 93V92H227ZM32 94V93H31ZM85 94V93H84ZM86 94H88L86 97H87V99H92L91 98V96L90 95H92V93L89 95V93L88 92H86ZM97 94H98V92H97ZM121 94V93H120ZM57 96H60V97H57ZM88 96H89V98H88ZM133 96V95H132ZM219 96V95H218ZM226 96V97H227ZM105 97H106V94H105ZM105 97H103V98H105ZM152 97V98H151ZM158 97H160V98H162V96H160V94L158 93V94H150V99H152V101L154 102V101H156L157 99H158ZM31 98V97H30ZM94 98V97H93ZM159 98V99H160ZM28 99V100H27ZM106 99V98H105ZM104 99V100H105ZM108 99V98H107ZM112 98L110 97L109 98V100H111ZM164 99V98H163ZM162 99V100H163ZM219 99V98H218ZM42 100V99H41ZM217 100V99H216ZM94 101V100H93ZM92 100H89V101H87L86 100V105L84 106V108H85V110L84 111H82L83 113H84V115H88V114H90V113H92V112H94L95 111V103L93 102ZM111 102H113V100L112 101H109V103H111ZM62 103V104H61ZM64 103V104H63ZM136 103V102H135ZM138 103V102H137ZM171 103V102H170ZM170 103H169V105H170ZM111 104H113V103H111ZM110 104V105H111ZM189 105V104H188ZM6 106H8V107H6ZM67 106H65L66 108H67ZM71 106H72V104H71ZM97 106V105H96ZM112 106V105H111ZM111 106H109L110 108H111ZM178 106V105H177ZM187 106V105H186ZM186 106H184V108L183 109H181V110H179L178 111V109L176 110L177 111V113H175L174 111H173V109H172V111L175 113L174 115H172V116H170V117H168V122H167V126L168 127H170V128H172L175 132H177L176 134L178 135L179 134V131H176V129H174V128H177V130L179 129V126L181 125L180 124V120H181V118L183 117V116H185L186 117V115L185 114H187L186 112V109H185V107ZM65 107H63V108H65ZM69 107V109H70V106H68ZM73 107V109H74V106H72ZM173 107V106H172ZM181 107V106H180ZM224 107H226V109L224 108ZM83 107H79V108H76L77 110H79V109H82ZM149 108V107H148ZM186 108H188V107H186ZM223 108L225 109V110H223ZM54 109V110H53ZM68 109V108H67ZM72 109V108H71ZM100 109H102V108H100ZM109 109V108H108ZM151 109V108H150ZM180 109V108H179ZM189 109V108H188ZM83 110V109H82ZM98 110V109H97ZM73 111V110H72ZM80 111V112H79ZM78 112H79V114H83V113H81V110H79ZM151 111H153L152 109H151ZM206 111V110H205ZM55 112V116L57 115V114H60L65 120L61 123V119H62V117H61V119H59V120H57V122L55 123V124H57L58 122H59V126L61 127H63V129H62V127H61V129L63 130H61V129H59L60 127H58V126H54L55 128H57L58 127V130H61V132H62V135L61 136H58L59 138H61L62 136H65V138H63L60 142H55V141H53V142H50V143H47V144H44V143H42L43 145H42V149L41 150H39L38 152H36V156L35 157H38V158H36L35 159V165H33L32 167H30L29 168V170L26 172V173H21L22 171H24V170H22V168L23 167H21V168H19V169H17V168H15V163H12V157H14V155L17 153V154H20L22 151H24V149H27V151H28V149H29V147L31 148V147H34L33 145H35L38 141H37V139H40V135H39V133H40V131L41 130H43L45 127H43L44 125L43 124H46L48 121H46L45 120V117H48L49 115H52L53 113ZM59 112V113H58ZM62 112H64V111H62ZM68 112V111H67ZM77 112V113H78ZM97 112V111H96ZM103 112V111H102ZM101 110H99L98 111V117H102L101 115ZM117 112V111H116ZM169 112V111H168ZM171 112V111H170ZM212 112V111H211ZM69 113V112H68ZM95 113V112H94ZM114 113H115V111H114ZM124 113V112H123ZM151 113V114H150ZM207 113V112H206ZM221 113H224L222 116H220V114ZM149 116L146 118V119H148V121H147V123L145 124V121H143L142 120V122L139 124V127H138V130H140V131H137L138 133H140L139 135H140V137H142V140L144 141V147L141 149V151H140V149H139V152H140V155H143V157H146V158H150V157H148V156H151V158L152 159H149V161L147 160V161H145L146 163L148 162H150V160H153V162L155 163V160H154V156L156 157V153H154V156H152L153 154V151L154 150H156V148H157V146L159 147L162 143H164V144H162V145H165V142H166V144H167V148L169 149V145H170V143H171V140H169V139H167V138H165L164 136L165 135H162L161 133V135H162V137H164V138H162L160 135H157V134H155V132L156 131H154V126H150V124L148 125V122L149 121H151V120H153V125H154V121H155V119H154V117H155V111H153V112H149ZM68 115V114H67ZM58 116V115H57ZM88 116H90V115H88ZM117 116V115H116ZM50 117V116H49ZM81 117H83V115L81 116ZM131 117V116H130ZM51 118V117H50ZM50 118L49 119H47V120H50ZM58 118H60V117H58ZM87 118H89V117H87ZM86 118V119H87ZM115 118V117H114ZM119 118V117H118ZM133 118V117H132ZM187 118H188V116H187ZM256 118H258V120H257V123H256V121H255V119ZM22 119V125L20 126V128L18 129V131H17V133L15 134V135H13L12 137H10V138H6L5 136H6V131L8 130V128L10 127V125L11 124H13L14 123V121H20ZM157 119V118H156ZM184 119H186V118H184ZM182 120H183V118H182ZM138 121V120H137ZM140 121V120H139ZM157 122L155 123V126L156 125H158V119L156 120ZM218 122V120H216V124H218L217 123ZM127 123V122H126ZM165 123V122H164ZM187 123H189V122H187ZM187 123H185L186 125H187ZM222 123V122H221ZM65 124V123H64ZM129 124V123H128ZM180 124V125H179ZM43 125V126H42ZM48 125V124H47ZM51 124L49 123V126H50ZM184 125V124H183ZM219 125V124H218ZM46 126V125H45ZM49 126H48V128H49ZM159 126V125H158ZM192 126V125H191ZM216 126V125H215ZM54 127H52V128H54ZM182 127V126H181ZM180 127V128H181ZM198 127V128H199ZM54 128V129H55ZM133 128V127H132ZM157 128V127H156ZM161 128V127H160ZM165 128V127H164ZM163 129V128H162ZM206 129V128H205ZM44 130H46V128L44 129ZM164 130L165 129H163V132H164ZM184 130V129H183ZM211 130V129H210ZM248 130H255L254 132L256 133H254V134H250L249 132H248ZM47 131V130H46ZM162 131V130H161ZM170 131V130H169ZM174 131H173V133H174ZM44 132V131H43ZM43 132H41V133H43ZM129 132V131H128ZM136 132V131H135ZM165 132H168V130H166ZM40 133V134H41ZM64 133V134H63ZM111 133H113V130L111 131ZM117 133V132H116ZM158 133V132H157ZM213 133H215V134H213ZM175 134V133H174ZM174 135L173 136V134L171 135V132H170V136L172 137H175L176 138V136L177 135ZM43 136V135H42ZM47 136V135H46ZM54 136V135H53ZM111 136H113V135H111ZM179 136V135H178ZM5 137V138H4ZM57 137V138H58ZM94 137V136H93ZM92 137V138H93ZM168 137V136H167ZM170 137V138H171ZM46 139V138H45ZM54 140H56V137L55 138H53ZM172 139V138H171ZM141 140V141H142ZM174 140V139H173ZM173 140H172V142H173ZM177 140V139H176ZM175 140V141H176ZM95 141V140H94ZM98 141V140H97ZM109 141V140H108ZM170 141V142H169ZM106 142H107V140H106ZM162 142V143H161ZM220 142V143H221ZM123 143V142H122ZM175 144H176V142H174ZM219 143V144H220ZM41 144V143H40ZM104 144V143H103ZM107 144V143H106ZM109 144V143H108ZM173 144V143H172ZM174 144V145H175ZM37 145H38V143H37ZM105 145V144H104ZM103 145V146H104ZM115 145H116V143H115ZM134 145V144H133ZM136 145V144H135ZM142 144H140V146H141ZM117 146V145H116ZM111 147V146H110ZM114 147V146H113ZM138 148H139V146H137ZM164 147V146H163ZM226 147H225V149H224V151H228V149H226ZM34 149V148H33ZM32 148H31V150H33ZM132 151H130V153L132 152V154H129V151H128V154L130 155V158H131V155L133 156V153H135L134 152V150L133 149H131ZM87 151V150H86ZM93 151V150H92ZM114 151V150H113ZM118 151V150H117ZM29 152H30V150H29ZM127 152V151H126ZM31 153H32V151H31ZM106 153V152H105ZM228 153V152H227ZM127 154V153H126ZM91 155V154H90ZM97 155V154H96ZM114 155H115V153L113 154V157H114ZM135 155H137L136 153H135ZM219 155V154H218ZM85 157H86V155H84ZM119 156V155H118ZM139 156V155H138ZM160 156V155H159ZM167 156H168V154H167ZM166 156V157H167ZM229 156V157H230ZM120 157V156H119ZM129 157V156H128ZM233 157V158H234ZM81 158V159H80ZM110 158H112V157H110ZM133 158V157H132ZM138 158V157H137ZM235 158V159H236ZM158 159H160V157L158 158ZM112 160H113V163H114V161L116 160V158H115V160L112 158ZM139 160V159H138ZM137 160V161H138ZM244 160V161H245ZM252 160V161H253ZM157 158H156V163H157ZM240 161V160H239ZM239 161H236V163L237 162H239ZM245 161V162H246ZM88 162V161H87ZM117 162V161H116ZM144 162V161H143ZM153 162H151V164L149 163V164H147V166H149V168H150V172H151V169H154V168H152V167H155V165L154 166H152V164H154ZM166 162V161H165ZM227 162V161H226ZM242 162V161H241ZM111 164H112V162H110ZM141 163V162H140ZM155 163V164H156ZM159 163V162H158ZM235 163V162H234ZM240 163V162H239ZM86 164V163H85ZM88 164V163H87ZM118 164V163H117ZM117 164H116V166H117ZM121 164V163H120ZM119 164V165H120ZM168 164H169V162H168ZM241 164V163H240ZM114 165V164H113ZM112 165V166H113ZM128 165V164H127ZM144 165V164H143ZM151 165V166H150ZM238 165V164H237ZM88 166H89V164H88ZM131 166V165H130ZM217 166V165H216ZM215 166V167H216ZM251 166V165H250ZM87 167V166H86ZM114 167H115V165H114ZM118 167H120V166H118ZM136 167H138V166H136ZM141 167H142V165H141ZM214 167V168H215ZM129 168V167H128ZM132 168V167H131ZM146 169H149L148 167H145ZM213 168V169H214ZM222 168H224V166L222 167L221 165H218V167L217 168H215V171H213L212 170V172H213V177H218V176H221V172H222ZM233 168V167H232ZM257 168H259V169H261V170H263V167H262V165L261 166H257ZM72 169V172H74L75 174L74 175H72V176H75V179H76V177H77V179L75 180L76 182H77V185H75L76 184V182L75 181H73L74 182V184L72 185V187L70 186L71 185V183L69 182V181H67V177H64V176H62V175H60V173H61V171H62V173L64 172V171H70ZM90 168L88 167V169L87 170H89ZM114 169H116V168H114ZM139 169V168H138ZM259 169H257V170H259ZM22 170V171H21ZM64 170V171H63ZM106 170V169H105ZM142 170V169H141ZM155 170V169H154ZM261 170L259 171V172H261ZM121 171V170H120ZM146 171V170H145ZM148 171V170H147ZM225 171V170H224ZM71 172V171H70ZM80 172V171H79ZM78 172V173H79ZM84 172V171H83ZM113 172V171H112ZM123 172V171H122ZM129 172V171H128ZM131 172V171H130ZM231 172H233V171H231ZM250 172V171H249ZM264 172V171H263ZM65 173V172H64ZM69 175L68 176H70V178L71 179H74L73 177H71V173H69V172H67ZM67 173H65V174H67ZM90 173H91V170H90ZM89 173V174H90ZM106 173V172H105ZM121 173V172H120ZM119 173V174H120ZM124 173V172H123ZM137 173V172H136ZM73 174V173H72ZM88 174V173H87ZM88 174V175H89ZM95 173L93 172V177H95V175H94ZM142 174V173H141ZM254 173L252 172L251 173V175H253ZM91 175V174H90ZM116 175V174H115ZM125 175H127V174H125ZM152 175V174H151ZM150 175V176H151ZM227 175V174H226ZM246 175V174H245ZM258 175V174H257ZM85 176H87V175H85ZM121 176V175H120ZM145 176V175H144ZM211 176V175H210ZM254 177H255V174L253 175ZM252 176V177H253ZM21 177V178H20ZM84 177V176H83ZM118 177H119V175H118ZM129 177V176H128ZM141 177H143L142 175H141ZM20 178V180H18ZM138 178H139V176H138ZM236 178V177H235ZM256 178V177H255ZM88 179H89V177H88ZM140 179V178H139ZM147 179V178H146ZM212 179V178H211ZM210 179V177H209V180H211ZM69 180V179H68ZM102 180V179H101ZM116 180V179H115ZM117 180H118V178H117ZM144 180V179H143ZM148 180V179H147ZM153 180V179H152ZM216 180V179H215ZM239 180V179H238ZM85 181V180H84ZM88 181H90V180H88ZM105 181V180H104ZM108 181V180H107ZM150 181H151V178H150ZM102 182V181H101ZM119 182V181H118ZM215 182H217V181H215ZM214 182V183H215ZM16 183V184H15ZM87 183V182H86ZM110 183V182H109ZM109 183H108V185H109ZM114 183V182H113ZM147 183V182H146ZM203 183V182H202ZM212 183V182H211ZM210 183V184H211ZM213 183V184H214ZM256 183V182H255ZM95 184H98V183H95ZM100 184V183H99ZM98 184V185H99ZM111 184V183H110ZM131 184V183H130ZM10 185H14V186H10ZM95 185V187H97V188H95L96 189V191L94 192V198H95V200H93V207L94 206H96V208L95 209H97L98 208V203L100 202L99 201V197H98V194H100V192L102 191L101 190V185ZM108 185H106L105 184V186H108ZM112 185V184H111ZM111 185H109V187L111 186ZM145 185V184H144ZM10 186V187H9ZM73 186H75V187H73ZM114 186H116V185H113V186H111L112 188H111V190H113V187ZM119 186V185H118ZM118 186H116V187H118ZM125 186V185H124ZM138 186H140V184H138ZM138 186H137V188H138ZM142 186V185H141ZM229 186V184L227 185V187ZM114 188V190L115 191H117L116 189H118L119 187H121V184H120V186L118 187V188ZM148 187V186H147ZM146 187V188H147ZM219 187V186H218ZM71 188H73V197H78L77 196V194L79 195V197L78 198H75V199H79L78 201L77 200H75L74 198L73 199H69L68 197L70 196L69 194H70V191H71ZM79 188V189H78ZM84 188H85V186H84ZM99 188V189H98ZM128 189H127V191L125 190V194L123 195V194H121L123 197H121L122 198V202H121V205H119V206H121V207H119L120 208V212L116 209H114L113 207H112V209L113 210H115L113 213H114V215H116L118 212V214H124V212H126L127 213V215H129L128 214V210H132V209H130L131 208V206H134L133 204L136 202V200L135 201H132V196H131V194L132 193H134L133 191V186H132V184H131V188H130V186H128L127 187ZM256 188V187H255ZM13 189H15V191L13 190ZM86 189V188H85ZM85 189H84V191H85ZM145 189V188H144ZM226 189V188H225ZM9 190H13L12 192H9ZM77 192H76V191ZM109 190V189H108ZM107 190V191H108ZM111 190H109V191H111ZM113 190V191H114ZM132 190V191H131ZM219 190V189H218ZM218 190H216V191H218ZM230 190V189H229ZM100 191V192H99ZM103 191H105V190H103ZM102 191V193H104ZM138 191H139V189H138ZM215 191V190H214ZM249 191V190H248ZM247 191V192H248ZM11 193L9 196V198H8V194L9 193ZM76 192V193H75ZM88 192H90V191H88ZM148 192V191H147ZM213 192V191H212ZM8 193V194H7ZM76 195H75V194ZM148 193H150V191L148 192ZM5 194V195H4ZM88 194V193H87ZM199 194V193H198ZM235 194V193H234ZM239 194H240V192H239ZM239 194L237 195V196H239ZM245 194V193H244ZM109 195V194H108ZM108 195H107V197H108ZM110 195H111V193H110ZM133 196H134V194H132ZM137 195V194H136ZM185 195V194H184ZM3 196H6L5 198L3 197ZM100 196H101V194H100ZM177 196V195H176ZM232 196V195H231ZM236 196V195H235ZM246 196V195H245ZM92 197V196H91ZM132 197V198H131ZM153 197V196H152ZM151 197V198H152ZM68 198V199H67ZM144 199H146V198H149V196H148V194H147V196L146 197H143ZM143 198H142V201L141 202H143L144 200H143ZM153 198H155V197H153ZM152 198V199H153ZM177 198V197H176ZM201 198V197H200ZM200 198H197V199H199L200 200ZM257 198H260V197H257ZM93 199V198H92ZM92 199L90 200V201H92ZM107 199V198H106ZM109 199H110V196H109ZM136 199V198H135ZM150 199V198H149ZM156 199V198H155ZM155 199H153V200H155ZM192 198H189V200H188V202H186V201H184V205H186L187 206V204L189 203V201L191 200ZM195 199V198H194ZM194 199H192V200H194ZM228 199V198H227ZM231 200L232 199H234L233 197L232 198H230ZM230 199H228V200H230ZM72 200H73V202H72ZM75 200V201H74ZM108 200V199H107ZM134 200V199H133ZM141 200V199H140ZM151 200V199H150ZM149 200V201H150ZM191 200V201H192ZM240 200V199H239ZM255 200H256V198H255ZM125 201V202H124ZM132 201V202H131ZM159 201H162V200H159ZM182 201V203H183V200H181ZM236 201V200H235ZM260 201H262V203H260V205H258L257 206V201L255 202V203H252V204H255V208L256 207H260L261 206V204H263L264 203V201L262 200V197H261V200ZM81 203H82V200L80 201ZM105 203L107 202V201H104ZM103 202V203H104ZM113 202H114V200H113ZM145 202H147V201H144V204H145ZM151 202V201H150ZM166 202V201H165ZM180 202V201H179ZM247 202V201H246ZM254 202V201H253ZM259 202V201H258ZM130 203V204H129ZM132 203V204H131ZM162 203H164V202H162ZM167 203H168V201H167ZM187 203V204H186ZM191 203V202H190ZM228 203V202H227ZM242 203V202H241ZM100 204V203H99ZM113 204V203H112ZM111 204V205H112ZM119 204V203H118ZM136 204H138V203H136ZM135 204V205H136ZM141 204H143V203H141ZM149 204V203H148ZM181 204V203H180ZM2 205V206H1ZM58 205V206H57ZM63 205H62V207H63ZM100 205H103V204H100ZM114 205H115V203H114ZM124 205H126V207H123ZM131 205V206H130ZM184 205H182V208H183V206ZM190 206H191V204H189ZM207 205V204H206ZM230 205H232V206H230L231 207V209H233L232 207L234 206L233 204H230ZM237 205V204H236ZM235 205V206H236ZM73 206V205H72ZM130 206V207H129ZM142 206H144V205H142ZM168 206H171V205H168ZM58 207H59V209H58ZM122 207L123 208H125L124 209V212H121V210H122ZM129 207V208H128ZM136 207H137V205H136ZM145 207V206H144ZM150 207H151V204H150ZM150 207H148V208H150ZM185 207V206H184ZM227 207V206H226ZM71 208L72 207H70L69 208V211H67L66 212V214H67V219H70L71 218V215H72V210H71ZM76 208V207H75ZM134 208V207H133ZM140 208V205L138 206V208H137V210ZM155 208H156V206H155ZM155 208H154V210H155ZM168 208V207H167ZM172 208V207H171ZM174 208V207H173ZM187 208V207H186ZM63 209V208H62ZM80 209L81 208H79V212H80ZM135 209V208H134ZM144 209H146L147 210V207L146 208H144ZM158 209V208H157ZM156 209V210H157ZM227 209V208H226ZM110 210H111V207H110ZM126 210V211H125ZM140 210L141 211H143V207L142 208H140ZM155 210V211H156ZM168 210H169V208H168ZM167 209L165 210H163V212L165 211H168ZM175 210V209H174ZM257 210V209H256ZM264 210V209H263ZM95 211V210H94ZM118 211V212H117ZM123 211V210H122ZM128 211V212H127ZM139 211V210H138ZM171 211V210H170ZM173 211V210H172ZM83 212V211H82ZM132 212V211H131ZM135 213H136V215H137V211H136V209H135V211H134ZM134 212H132L133 213V215L136 217V215H135V213ZM140 212V211H139ZM162 212V213H163ZM169 212V211H168ZM168 212H166L167 214H169L170 215V213H168ZM175 212H177V211H175ZM174 212V213H175ZM208 212V213H207ZM213 212V211H212ZM216 212V211H215ZM251 212H252V210H251ZM253 212H255L254 210H253ZM261 212V211H260ZM113 213H112V215H113ZM130 213V212H129ZM132 213H130V215L132 214ZM149 213H151V212H149ZM155 213V212H154ZM156 213H159V211L158 212H156ZM165 213V214H166ZM262 213V212H261ZM82 214V213H81ZM116 215V216H114V219L117 221V223L119 224V223H122V218H123V216H125V214L122 216V218H121V220H118V219H116V217L118 218V216H119V219H120V215ZM139 214H141V212L139 213ZM152 214V213H151ZM165 214L163 213V216H165ZM177 214V213H176ZM183 214V213H182ZM206 214H207V216L209 215V210H207L206 211ZM206 214H205V216H206ZM238 214V213H237ZM95 215V214H94ZM106 214H104V216H105ZM133 215H132V218H133ZM145 215H147V213H145L144 214V217L145 218H147L148 219V217L147 216H145ZM154 216L156 215V217L158 216V215H161L160 213L157 215V214H153ZM153 215H152V217H153ZM174 215V214H173ZM173 215H171L172 217H173ZM203 215V214H202ZM214 215H216V213H214ZM141 216V215H140ZM143 216V215H142ZM141 216V217H142ZM167 216V215H166ZM170 216V217H171ZM175 216V215H174ZM183 216V215H182ZM201 216V215H200ZM219 216V215H218ZM92 217L93 216H91L90 218L92 219ZM96 217V216H95ZM95 217H94V221H95ZM160 217V216H159ZM189 217V216H188ZM210 217V216H209ZM230 217V216H229ZM228 217V218H229ZM232 217V216H231ZM230 217V218H231ZM246 217H247V214H246ZM87 218H89V217H87ZM86 219V220H91V219ZM130 218H131V216H130ZM138 218V217H137ZM144 218V219H145ZM205 218V217H204ZM211 218V217H210ZM210 218H209V220H210ZM219 218H221L220 216L219 217H217V219H219ZM229 218V219H230ZM233 218V217H232ZM231 218V220H229V222L231 223V222H233V223H237L238 221L239 222H241V220H240V217L238 216V217H236L235 216V218L234 219H232ZM252 217H249V213H248V220H250ZM74 219H75V216H74ZM78 219V218H77ZM82 219H83V217H82ZM143 219V220H144ZM146 219V220H147ZM92 220V221H93ZM103 220V219H102ZM105 220V219H104ZM129 219H127V221H128ZM149 220H151V216H150V218L148 219V222H150ZM165 220V219H164ZM183 220V219H182ZM192 220H194L193 222L195 223V221L196 220H199L200 221V223L201 222H204V224H206V222L207 221H203V219L201 220V218H199V219H194V218H192ZM233 220V221H232ZM78 221H79V219H78ZM93 221V222H94ZM119 221V222H118ZM127 221H125V222H127ZM178 221V220H177ZM198 221V222H199ZM212 220H210V222H211ZM220 221V220H219ZM59 222H60V220H59ZM62 222V221H61ZM91 222V221H90ZM89 222V223H90ZM124 222V223H125ZM147 222V223H148ZM187 222H189V220L187 221ZM190 222H191V220H190ZM189 222V223H190ZM191 223V224H193L194 225V223ZM225 222V221H224ZM229 222H225L226 224L225 225H227V224H229ZM76 223V222H75ZM79 223V222H78ZM81 223V222H80ZM114 223H116V222H114ZM129 223H130V221H129ZM133 223V222H132ZM141 223V222H140ZM139 223V224H140ZM188 223V224H189ZM199 223V225H201ZM207 223H209V222H207ZM222 223V222H221ZM70 224H72L71 222H70ZM93 224V223H92ZM138 224V223H137ZM138 224V225H139ZM142 224V223H141ZM145 224V223H144ZM149 224V223H148ZM196 224V223H195ZM211 224H215L216 225V223H211ZM76 225V224H75ZM74 225V226H75ZM78 225V224H77ZM80 225V224H79ZM89 225H91V224H89ZM115 225V224H114ZM114 225H107V227L110 229V227L112 228V226H114ZM125 226H126V223L124 224ZM136 225V224H135ZM138 225H137V229H138ZM197 225V224H196ZM215 225H213V226H215ZM240 225V224H239ZM70 226H72V225H70ZM110 226V227H109ZM117 226L118 225H116V227H113L112 229H115V228H117ZM123 226V225H122ZM129 226V225H128ZM140 226V225H139ZM217 226V225H216ZM228 226V225H227ZM236 226H237V224H236ZM60 227V228H59ZM73 227V226H72ZM79 227V226H78ZM91 227V226H90ZM106 227V225H105V227H104V229L106 228V229H108ZM121 227V226H120ZM93 228V227H92ZM125 228V227H124ZM167 228H169V227H167ZM174 227H172V229H173ZM63 229V230H62ZM86 229V228H85ZM130 229V228H129ZM135 229V228H134ZM166 229V228H165ZM175 230H178L177 229V227H175L174 228ZM128 230V229H127ZM133 230V229H132ZM139 230V229H138ZM169 230H171V229H169ZM175 230H174V232H175ZM62 231V233H60ZM86 231V230H85ZM142 230H140V232H141ZM164 231V230H163ZM162 231V232H163ZM168 231V230H167ZM223 231H225V230H223ZM134 232H136V231H134ZM171 232H173V230L171 231ZM176 232H178V231H176ZM179 232H180V230H179ZM185 232V231H184ZM124 233V232H123ZM153 233V232H152ZM182 233V232H181ZM103 234V233H102ZM125 234V236H126V233H124ZM163 234H165L164 232H163ZM169 234V233H168ZM167 233H166V235H164V236H166L167 238L166 239H168L169 238V240H167L168 242L170 241V236L168 235ZM184 234H186V233H184ZM204 234V233H203ZM210 234V233H209ZM248 234V233H247ZM83 235V234H82ZM133 235H135V234H133ZM168 235V236H167ZM173 235H175L174 233H171V236H173ZM178 235H180V234H176V237L178 236ZM182 235V234H181ZM200 235H202V234H200ZM206 235V234H205ZM224 235V234H223ZM79 236V235H78ZM125 236H124V239L126 240V238H127V240L126 241H128V238L130 237L129 236V234H128V237L126 236V238H125ZM136 236V235H135ZM135 236L134 237H131V239L129 238V240H133L132 242L134 243H132L131 244V241H129V243L128 244H130V246L129 247H133V246H136V243H137V247H133V248H131V249H134L135 250V248H136V251H137V253H139V255H140V251L141 250H139L140 248H138V247H140L139 245H140V243H138L139 242V239L137 240V238H135ZM145 236V235H144ZM149 236L150 237H152L153 238V236H155V237H158V242L156 243V244H158L159 243V245H157V246H161V244L160 243H163V242H159V239L161 238V235H150L149 234ZM186 236V235H185ZM190 236V234H188V237ZM193 236V235H192ZM203 236V235H202ZM207 236H208V234H207ZM61 237V238H60ZM68 237H69V240H68ZM80 237V236H79ZM154 237V238H155ZM173 237H175V236H173ZM209 237V236H208ZM227 237H229V236H227ZM74 238V237H73ZM72 238V239H73ZM138 238H142V237H139L138 236ZM153 238V239H154ZM164 238V237H163ZM179 238V237H178ZM191 238V237H190ZM209 238H211V237H209ZM60 239V240H59ZM72 239H71V241L70 242H72ZM82 239V238H81ZM80 239V240H81ZM120 239H123V238H120ZM149 239H151V238H149L148 237V240ZM191 239H193V238H191ZM74 240V239H73ZM135 240H136V242H135ZM172 240H173V238H172ZM178 240V239H177ZM189 240V239H188ZM79 241V240H78ZM77 241V242H78ZM126 241H124L123 240V242L120 240V241H118L117 243H115L116 244V246H118V245H121V244H119V242L120 243H122V244H124ZM191 241H193V240H191ZM148 242V241H147ZM149 242H150V240H149ZM152 242V241H151ZM167 242V243H168ZM76 243V242H75ZM110 243V242H109ZM191 243V242H190ZM107 244V243H106ZM115 244L113 245V246H115ZM139 244V245H138ZM164 244V243H163ZM162 244V245H163ZM194 244V243H193ZM76 246H74V247H76V248H80V247H78V244H75ZM104 245V241L102 242V246ZM133 245V246H132ZM151 245V246H150ZM148 247H147V249L149 248V250H150V248H151V250L153 249V251L155 250L156 252L157 251H159L160 249H154L153 247L155 246L154 244H150ZM152 245H154V246H152ZM168 244H166V246H167ZM171 245V244H170ZM178 246L179 244L177 243V244H175V246ZM70 246V245H69ZM105 246V245H104ZM107 246V245H106ZM127 245H126V247H128ZM181 247L183 246V245H180ZM70 247H73V245H71ZM98 247H99V245H98ZM108 247V246H107ZM112 247V246H111ZM119 247V246H118ZM121 247V246H120ZM119 247V248H120ZM128 247V248H129ZM162 247V246H161ZM164 247V246H163ZM167 247H169V245L167 246ZM167 247L165 248L164 247V249H166L167 250ZM187 247V246H186ZM104 248H106V247H104ZM123 248V247H122ZM125 248V247H124ZM156 248H158V247H156ZM171 248H172V246H171ZM179 248V247H178ZM177 248V249H178ZM206 248V247H205ZM99 249V248H98ZM108 249V248H107ZM164 249H162V250H164ZM169 249V248H168ZM183 249V251H181ZM180 251L181 252H178V254L179 253H181V254H179V255H183L186 251H189V250H187V248H186V250H184V248H182ZM79 250V249H78ZM77 250V251H78ZM105 250V249H104ZM111 250V249H110ZM115 250V249H114ZM117 250V249H116ZM115 250V251H116ZM126 250V249H125ZM133 250V251H134ZM138 250H139V252H138ZM151 250L148 252V250H146L147 251V258L149 257L148 255H150L151 253ZM176 250V249H175ZM46 251V252H45ZM51 251V250H50ZM77 251H76V249H75V253H77ZM103 251V250H102ZM106 251V250H105ZM118 251V250H117ZM116 251V252H117ZM131 251V250H130ZM133 251H131V253L133 252ZM173 250H171V252H172ZM178 251V250H177ZM191 251H194V252H196L197 250H190V252ZM200 251V250H199ZM199 251H197L196 253H193L194 255L195 254H197ZM203 251V250H202ZM73 252V251H72ZM97 252H99V251H97ZM100 252H101V250H100ZM112 252H114V251H112ZM124 252V251H123ZM160 252H161V250H160ZM174 252V251H173ZM170 253V254H174V253ZM176 252V251H175ZM71 253V252H70ZM131 253H130V255H131ZM141 253H144V255H145V253L146 252H142L141 251ZM148 253H150V254H148ZM154 253V252H153ZM162 253V252H161ZM163 253H165V250L163 251ZM167 253H169L168 251H167ZM203 253H204V251H203ZM132 254H134V253H132ZM169 254V255H170ZM186 254V253H185ZM82 255V254H81ZM136 255V254H135ZM168 255V254H167ZM179 255L177 256V257H179ZM198 255V254H197ZM197 255H195V256H197ZM201 255V254H200ZM111 256H114V255H111ZM129 256V255H128ZM137 256V255H136ZM135 256V257H136ZM142 256V255H141ZM151 256V255H150ZM53 257H54V255H53ZM71 257V256H70ZM133 257V256H132ZM135 257H134V259H135ZM143 257V256H142ZM163 257H165V256H163ZM50 258H52L51 257V252H50ZM49 258V259H50ZM66 258V257H65ZM64 258V259H65ZM69 258V257H68ZM80 258H82V256L80 257ZM89 258V257H88ZM112 257H110V259H111ZM116 258V257H115ZM62 259H63V257H62ZM131 259H133V258H131ZM130 259V260H131ZM51 260V259H50ZM50 260H48V262L50 261ZM115 260H117V259H115ZM129 260V261H130ZM58 261V262H57ZM66 261H69V260H67L66 259ZM79 261V260H78ZM111 261V260H110ZM109 261V262H110ZM47 262V264H49ZM51 262V261H50ZM102 262H103V260H102ZM139 263V262H138ZM59 264H63V262H61V263H59ZM89 264V263H88ZM127 264H129V263H127ZM136 264V263H135Z\"/></svg>",
    "mask_w": 264,
    "mask_h": 264
}]
</instances>
